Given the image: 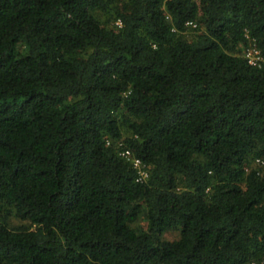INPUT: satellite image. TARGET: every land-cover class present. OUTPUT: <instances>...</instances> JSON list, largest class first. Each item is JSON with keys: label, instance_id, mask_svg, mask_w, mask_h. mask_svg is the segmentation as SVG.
Returning <instances> with one entry per match:
<instances>
[{"label": "trees", "instance_id": "1", "mask_svg": "<svg viewBox=\"0 0 264 264\" xmlns=\"http://www.w3.org/2000/svg\"><path fill=\"white\" fill-rule=\"evenodd\" d=\"M253 45L264 0H0V264H264Z\"/></svg>", "mask_w": 264, "mask_h": 264}, {"label": "built area", "instance_id": "2", "mask_svg": "<svg viewBox=\"0 0 264 264\" xmlns=\"http://www.w3.org/2000/svg\"><path fill=\"white\" fill-rule=\"evenodd\" d=\"M189 24H193V22H190ZM194 26H196L195 24H193ZM246 57L249 59V62L253 65H257V66H262L264 65V54L261 53L255 45L250 46L247 48L246 52H245ZM123 155L125 157L131 158V153L130 151H125L123 152ZM134 164L136 167L139 168L141 177H147V171L144 169L141 161L139 159H134ZM254 164L258 167L264 168V157H257L254 161ZM251 264H257L255 262L251 263Z\"/></svg>", "mask_w": 264, "mask_h": 264}, {"label": "rangeland", "instance_id": "3", "mask_svg": "<svg viewBox=\"0 0 264 264\" xmlns=\"http://www.w3.org/2000/svg\"><path fill=\"white\" fill-rule=\"evenodd\" d=\"M193 34L194 33H192V32H189L188 34H187V36L189 37V38H191V37H193ZM249 47V46H248ZM247 47V48H248ZM247 48L246 49H244V52H246V50H247ZM12 223L14 224V225H19V224H22L23 223V221H20V220H18V219H16V218H12ZM140 224H143L144 225V222L143 221H140ZM164 238L165 239H168V240H173V239H176V238H178L179 237V231L178 230H169V231H166L165 233H164Z\"/></svg>", "mask_w": 264, "mask_h": 264}]
</instances>
